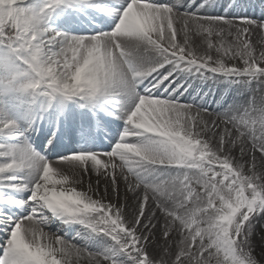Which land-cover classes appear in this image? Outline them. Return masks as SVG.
Returning <instances> with one entry per match:
<instances>
[{
  "label": "snow or ice",
  "instance_id": "obj_1",
  "mask_svg": "<svg viewBox=\"0 0 264 264\" xmlns=\"http://www.w3.org/2000/svg\"><path fill=\"white\" fill-rule=\"evenodd\" d=\"M243 6L0 0V264H264V15Z\"/></svg>",
  "mask_w": 264,
  "mask_h": 264
},
{
  "label": "bare ground",
  "instance_id": "obj_2",
  "mask_svg": "<svg viewBox=\"0 0 264 264\" xmlns=\"http://www.w3.org/2000/svg\"><path fill=\"white\" fill-rule=\"evenodd\" d=\"M245 3L248 4L250 10H247V12L243 14H247L256 19H260V17L264 15V8L261 3L255 2L254 0H246Z\"/></svg>",
  "mask_w": 264,
  "mask_h": 264
},
{
  "label": "rangeland",
  "instance_id": "obj_3",
  "mask_svg": "<svg viewBox=\"0 0 264 264\" xmlns=\"http://www.w3.org/2000/svg\"><path fill=\"white\" fill-rule=\"evenodd\" d=\"M229 91H230V89H229Z\"/></svg>",
  "mask_w": 264,
  "mask_h": 264
}]
</instances>
